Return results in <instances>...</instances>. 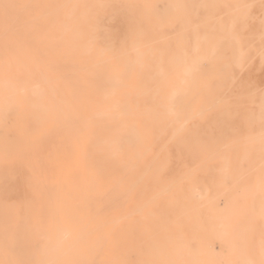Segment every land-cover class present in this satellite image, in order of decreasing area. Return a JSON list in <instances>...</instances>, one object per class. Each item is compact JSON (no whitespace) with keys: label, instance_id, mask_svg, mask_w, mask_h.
I'll list each match as a JSON object with an SVG mask.
<instances>
[{"label":"bare ground","instance_id":"obj_1","mask_svg":"<svg viewBox=\"0 0 264 264\" xmlns=\"http://www.w3.org/2000/svg\"><path fill=\"white\" fill-rule=\"evenodd\" d=\"M94 6L0 0L16 149L40 151L28 179L33 197L0 236V264H217L221 254L264 246L261 159L244 145L242 155L200 156L192 167L178 157L174 170L173 142L157 138L165 134L157 122L188 102L170 89L160 113L156 81L169 73L152 61L110 60L80 33ZM190 70L198 75L196 63ZM140 79L148 82L139 91ZM174 144L193 151L197 143Z\"/></svg>","mask_w":264,"mask_h":264},{"label":"rangeland","instance_id":"obj_2","mask_svg":"<svg viewBox=\"0 0 264 264\" xmlns=\"http://www.w3.org/2000/svg\"><path fill=\"white\" fill-rule=\"evenodd\" d=\"M94 5L80 33L92 36L95 48L107 52L110 60L152 61L169 73L156 81L160 113L170 105V89L176 102H188L172 104L175 119L157 122L165 132L157 138L173 142L168 154L174 170L178 157L192 167L193 159L200 156L242 155L239 150L244 145L250 151L247 155L257 156L264 165V0H94ZM193 63L197 76L190 70ZM10 67L0 60V236L8 234L15 212L23 213L24 203L32 199L28 179L34 176L32 166L40 161L37 149L28 145L16 149ZM19 82L28 83L23 77ZM147 82L140 79L135 84L140 91ZM179 123L184 134L173 135ZM175 142L197 143V147L192 151L185 149H192L189 145ZM198 147L223 151L200 152L195 150ZM257 148L262 151H254ZM237 241L241 244L244 239ZM238 250L215 257L217 264H264V246Z\"/></svg>","mask_w":264,"mask_h":264}]
</instances>
